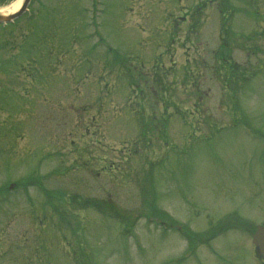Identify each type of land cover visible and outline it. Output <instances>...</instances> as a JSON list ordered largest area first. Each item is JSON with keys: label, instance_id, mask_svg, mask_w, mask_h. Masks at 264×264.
I'll return each mask as SVG.
<instances>
[{"label": "rangeland", "instance_id": "obj_1", "mask_svg": "<svg viewBox=\"0 0 264 264\" xmlns=\"http://www.w3.org/2000/svg\"><path fill=\"white\" fill-rule=\"evenodd\" d=\"M223 2L34 0L0 27V264H261L235 228L184 255L186 224L264 221V0ZM222 46L258 68L211 80Z\"/></svg>", "mask_w": 264, "mask_h": 264}, {"label": "trees", "instance_id": "obj_2", "mask_svg": "<svg viewBox=\"0 0 264 264\" xmlns=\"http://www.w3.org/2000/svg\"><path fill=\"white\" fill-rule=\"evenodd\" d=\"M223 1L224 2L222 4L225 3L227 6H229L230 0H223ZM257 68H258V66H257ZM149 129L150 130L154 129V126L149 127ZM167 131H168V129H166L164 127V132L167 133ZM22 180H25V179H22ZM30 180H31V177L27 180V183ZM40 186H41V189H42L43 193L46 195V198H47V200L44 201V202L45 203L47 202L48 205L46 204L45 206H50V207H52V209L55 208L57 210V211H55L57 216H58V213L63 212L62 221H70L68 219V217H67L68 212L71 211L70 207H69L70 206V199L67 198L68 194L65 191L62 192L61 189L50 190V189H47L45 185L40 184ZM60 204H61V206H60ZM151 210L154 211V212H157V209H156L154 204L151 205ZM230 219H231V222H230ZM231 223L245 224V222L243 221V219L241 217L234 215V216L227 217L225 219L224 218L221 219L219 221L216 229L218 227H221L222 225L231 224ZM63 225L66 226L67 224H63ZM244 229H245V227H244ZM203 235H205V234H203ZM201 236L202 235L192 234L191 237L194 240V239H200ZM84 264H96V263L94 261L87 260Z\"/></svg>", "mask_w": 264, "mask_h": 264}, {"label": "water", "instance_id": "obj_3", "mask_svg": "<svg viewBox=\"0 0 264 264\" xmlns=\"http://www.w3.org/2000/svg\"><path fill=\"white\" fill-rule=\"evenodd\" d=\"M31 0H25L23 7L19 13H16L14 15H11L9 17H3L0 16L1 22H10L17 17H19L21 14H23L30 3ZM253 241L257 248V255L260 258L264 259V224L262 226H258L257 232L253 235Z\"/></svg>", "mask_w": 264, "mask_h": 264}, {"label": "bare ground", "instance_id": "obj_4", "mask_svg": "<svg viewBox=\"0 0 264 264\" xmlns=\"http://www.w3.org/2000/svg\"><path fill=\"white\" fill-rule=\"evenodd\" d=\"M21 2H22V0H18L12 7H11V9L12 10H17L19 7H20V5H21Z\"/></svg>", "mask_w": 264, "mask_h": 264}, {"label": "flooded vegetation", "instance_id": "obj_5", "mask_svg": "<svg viewBox=\"0 0 264 264\" xmlns=\"http://www.w3.org/2000/svg\"><path fill=\"white\" fill-rule=\"evenodd\" d=\"M11 0H0V7L2 6V5H5V4H7V3H9Z\"/></svg>", "mask_w": 264, "mask_h": 264}]
</instances>
